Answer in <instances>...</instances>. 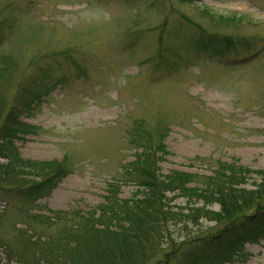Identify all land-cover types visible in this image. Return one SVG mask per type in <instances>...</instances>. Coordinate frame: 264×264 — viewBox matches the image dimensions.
Wrapping results in <instances>:
<instances>
[{
	"label": "rangeland",
	"instance_id": "1",
	"mask_svg": "<svg viewBox=\"0 0 264 264\" xmlns=\"http://www.w3.org/2000/svg\"><path fill=\"white\" fill-rule=\"evenodd\" d=\"M214 34L230 38L222 53L198 48ZM23 88L41 98L20 114L14 146L25 159L65 157L71 171L31 202L0 194V264L49 256L103 203L136 151L132 134L165 130L161 172L197 174L189 185L219 162L264 170V0H0V91L12 103ZM135 190L122 183L119 197ZM188 200L169 206L186 212ZM213 225L174 219L168 232L180 242ZM222 264H264V237Z\"/></svg>",
	"mask_w": 264,
	"mask_h": 264
},
{
	"label": "trees",
	"instance_id": "2",
	"mask_svg": "<svg viewBox=\"0 0 264 264\" xmlns=\"http://www.w3.org/2000/svg\"><path fill=\"white\" fill-rule=\"evenodd\" d=\"M229 40L217 34L206 38L202 35L198 48L222 53ZM22 90L24 95L12 103H7L0 91V194L31 202L49 195L71 169L65 157L36 161L20 156L13 139L28 126L21 123L20 114L33 109L41 98L38 92L26 97L28 89ZM164 132L156 133L155 141L151 136L143 138L139 134L137 138L132 134L130 143L136 144V151L124 163L121 178L109 183L105 201L90 214H79L81 221L64 228L55 250L51 251L48 245L49 256L24 254L26 264H222L246 243L262 239L264 170H253L237 162H219L200 185H189L197 174L161 172L160 163L168 153ZM252 175L258 179L247 188V179ZM122 183L135 186L131 197H119ZM177 195L189 198L186 212H173L169 206ZM199 200L202 204L195 205ZM214 204L218 205L216 210L210 208ZM200 217L214 222V227L196 236H184L187 238L180 242L170 239V221L197 224Z\"/></svg>",
	"mask_w": 264,
	"mask_h": 264
}]
</instances>
